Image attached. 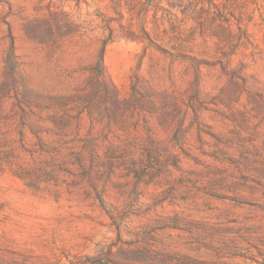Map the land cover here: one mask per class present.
Returning a JSON list of instances; mask_svg holds the SVG:
<instances>
[{
    "label": "rangeland",
    "instance_id": "rangeland-1",
    "mask_svg": "<svg viewBox=\"0 0 264 264\" xmlns=\"http://www.w3.org/2000/svg\"><path fill=\"white\" fill-rule=\"evenodd\" d=\"M0 264H264V0H0Z\"/></svg>",
    "mask_w": 264,
    "mask_h": 264
}]
</instances>
